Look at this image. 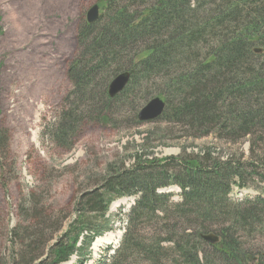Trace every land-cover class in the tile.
I'll use <instances>...</instances> for the list:
<instances>
[{"label": "trees", "instance_id": "trees-1", "mask_svg": "<svg viewBox=\"0 0 264 264\" xmlns=\"http://www.w3.org/2000/svg\"><path fill=\"white\" fill-rule=\"evenodd\" d=\"M100 5L99 20L83 21L78 29L80 52L69 70L73 89L48 136L68 147L84 119L102 111L133 125L139 108L160 97L166 108L157 122L189 138L215 135L232 145L248 139L252 160L220 159L215 149L137 157L133 166L113 169L82 194L71 221L32 191L21 200L20 222L9 231L8 263L64 264L75 254L85 256L110 230L111 205L133 198L134 207L121 217L128 229L104 264L137 258L148 264H264V247L251 246L258 237L264 244V197L232 198L234 186H243L247 176L264 178V0ZM122 73H130V82L112 99L109 85ZM8 149L9 136L0 129V154ZM170 187L180 190L179 202L161 193ZM212 234L219 239L214 245L202 238Z\"/></svg>", "mask_w": 264, "mask_h": 264}, {"label": "rangeland", "instance_id": "rangeland-1", "mask_svg": "<svg viewBox=\"0 0 264 264\" xmlns=\"http://www.w3.org/2000/svg\"><path fill=\"white\" fill-rule=\"evenodd\" d=\"M96 4L102 13L100 0H0V129L9 136L8 152L0 154V264H10L9 231L20 222L19 204L32 191L38 201L67 214L71 221L82 194L113 169L133 166L137 157L164 159L215 149L220 159L252 160L248 139L232 145L215 135L189 138L169 124L140 123L136 118L132 125L122 115L105 111L86 117L70 136L68 147L48 136L73 89L69 70L80 52L78 29ZM105 117V123L97 121ZM246 178L243 186H234L232 198L264 197V178ZM162 192L172 194L175 202L181 199L177 187ZM134 201L123 198L111 205L106 215L110 230L96 238L109 236L111 244L103 243L95 251L92 243L85 256L75 254L64 264H104L128 229L121 217ZM143 229L155 234L152 228ZM253 245L264 247L259 237ZM137 259L125 264H148Z\"/></svg>", "mask_w": 264, "mask_h": 264}, {"label": "water", "instance_id": "water-1", "mask_svg": "<svg viewBox=\"0 0 264 264\" xmlns=\"http://www.w3.org/2000/svg\"><path fill=\"white\" fill-rule=\"evenodd\" d=\"M99 17V6L94 5L88 11L87 21L89 24H94L98 21ZM130 78V73H123L117 76L109 86L110 97L116 98L118 95H120L128 86ZM165 107L166 103L161 98H154L140 109L137 118L140 123L153 122L162 116ZM202 238L211 244L218 242V237H215L214 235L202 236Z\"/></svg>", "mask_w": 264, "mask_h": 264}, {"label": "bare ground", "instance_id": "bare-ground-1", "mask_svg": "<svg viewBox=\"0 0 264 264\" xmlns=\"http://www.w3.org/2000/svg\"><path fill=\"white\" fill-rule=\"evenodd\" d=\"M112 241L111 237L109 236H106L105 238H101V239H98L95 244H94V250L95 251H98V249L100 248V246L105 243V244H110ZM101 261V260H100Z\"/></svg>", "mask_w": 264, "mask_h": 264}]
</instances>
